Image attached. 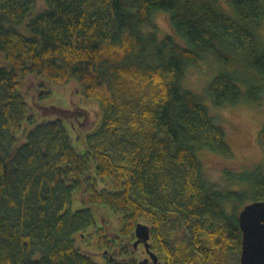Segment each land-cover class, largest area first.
<instances>
[{
	"label": "trees",
	"instance_id": "trees-1",
	"mask_svg": "<svg viewBox=\"0 0 264 264\" xmlns=\"http://www.w3.org/2000/svg\"><path fill=\"white\" fill-rule=\"evenodd\" d=\"M42 1L0 0V264H137L138 222L162 264H239L237 212L264 200V165L210 184L197 151L232 149L183 81L208 55L211 106L264 104V1ZM71 83L97 104L90 128L89 107L42 102ZM87 233L112 256L84 252Z\"/></svg>",
	"mask_w": 264,
	"mask_h": 264
},
{
	"label": "rangeland",
	"instance_id": "rangeland-1",
	"mask_svg": "<svg viewBox=\"0 0 264 264\" xmlns=\"http://www.w3.org/2000/svg\"><path fill=\"white\" fill-rule=\"evenodd\" d=\"M226 1L227 0H222V3L225 5ZM44 6L45 4L43 1L38 0L34 10L43 9ZM35 15L36 14L26 17V20ZM152 23L157 26L159 33L171 32L166 13H154L152 15ZM260 34L264 40V21L260 28ZM204 58L205 61L202 62L201 65L190 64L187 67L183 86L193 92H198L203 97L206 105L210 107L209 112L214 116L216 123L221 125L224 129L232 153L229 156H222L211 150L202 148L197 151V156L201 158L205 176L212 186H217L219 190L237 189L238 187L232 184V181L228 178V172H233L235 174L243 171L248 172L253 170L260 163L264 165V144H260L257 139L258 131L264 124V104L257 105L241 102L238 105H227L221 108L211 106V103L202 91L213 74L219 70V65L221 68V64H218L215 60L213 61L208 55H205ZM48 87L51 88L52 95L42 101L44 104L70 108H72V105L75 107L76 104L84 108L85 106L89 107L86 128H90L95 121L99 120L100 117L97 111V104L93 101L89 102L86 98L82 97L74 84L71 83L64 87L52 84L48 85ZM70 101H72V104ZM62 119L65 120L66 118ZM72 144L77 151H83L84 144L75 141L74 138H72ZM244 205L245 204L242 206ZM224 207L226 211H231L229 202H226ZM90 235V233H87L86 238L79 236V245L84 252L93 257V260L104 262V257L101 258V249L93 245L96 237L94 235L90 237ZM90 249L92 251H90ZM141 249L142 247L139 249V252ZM95 251L99 253L96 254L94 253ZM97 255H99V257Z\"/></svg>",
	"mask_w": 264,
	"mask_h": 264
},
{
	"label": "water",
	"instance_id": "water-1",
	"mask_svg": "<svg viewBox=\"0 0 264 264\" xmlns=\"http://www.w3.org/2000/svg\"><path fill=\"white\" fill-rule=\"evenodd\" d=\"M237 221L241 231L238 263L264 264V200L245 204L237 214ZM134 237L133 246L142 243L148 253V258L139 260L137 264H148L149 259L152 264H162L158 255L150 250V227L146 223H136ZM104 252L107 253V250Z\"/></svg>",
	"mask_w": 264,
	"mask_h": 264
},
{
	"label": "flooded vegetation",
	"instance_id": "flooded-vegetation-1",
	"mask_svg": "<svg viewBox=\"0 0 264 264\" xmlns=\"http://www.w3.org/2000/svg\"><path fill=\"white\" fill-rule=\"evenodd\" d=\"M142 247V249L140 250V252H137V262L141 259H144V258H148V253L147 251L145 250L144 246L142 243H139L136 247H135V251H138L140 248ZM105 250H107V252H111L110 250L108 249H101V252H102V255H101V258L105 257L107 254L104 252ZM100 252V253H101ZM94 253H99L98 251H95ZM99 257V255H97ZM111 256H112V252H111ZM108 257V256H107ZM140 257V258H139ZM148 264H152V261L151 259H149L148 261Z\"/></svg>",
	"mask_w": 264,
	"mask_h": 264
}]
</instances>
